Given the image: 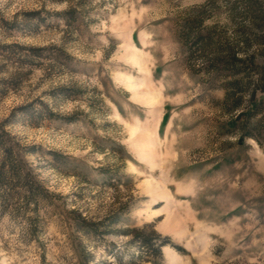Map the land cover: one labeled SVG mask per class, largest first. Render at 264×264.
Wrapping results in <instances>:
<instances>
[{
    "label": "rangeland",
    "instance_id": "obj_1",
    "mask_svg": "<svg viewBox=\"0 0 264 264\" xmlns=\"http://www.w3.org/2000/svg\"><path fill=\"white\" fill-rule=\"evenodd\" d=\"M260 80L264 0H0V264H264Z\"/></svg>",
    "mask_w": 264,
    "mask_h": 264
},
{
    "label": "trees",
    "instance_id": "obj_2",
    "mask_svg": "<svg viewBox=\"0 0 264 264\" xmlns=\"http://www.w3.org/2000/svg\"><path fill=\"white\" fill-rule=\"evenodd\" d=\"M198 40L200 41L199 37ZM262 80H260V84H259V89L264 92V83L261 82ZM254 92V91H253ZM251 93V97L253 98L254 93ZM0 144H2V136L0 135ZM5 155H6V162H8L9 165V170H8V175H10L11 178H16V179H22V176L20 175L19 172V167H18V162H16L12 155H11V149H4ZM5 175L6 173H4V171L2 170V168H0V182H3L5 180ZM31 196H35V194H32L30 196H27L26 199L30 198Z\"/></svg>",
    "mask_w": 264,
    "mask_h": 264
}]
</instances>
